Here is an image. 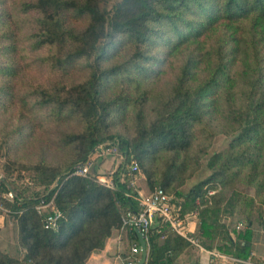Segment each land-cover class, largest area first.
<instances>
[{
  "label": "trees",
  "instance_id": "1",
  "mask_svg": "<svg viewBox=\"0 0 264 264\" xmlns=\"http://www.w3.org/2000/svg\"><path fill=\"white\" fill-rule=\"evenodd\" d=\"M109 3L0 0V51L14 52L20 42L29 43L30 49L47 48L49 54L43 60L62 74L79 63L87 67L84 81L54 85L51 93L47 92L54 95L59 113L75 114L86 123L85 136L69 138V142L79 140L83 148L78 164L103 143L117 144L124 159L114 172L115 189L98 184L95 175H72L78 164L64 174L52 172L42 177V184L50 187L43 195L15 192L0 175V194H14L13 203L2 201L13 211L9 217L16 223L19 244L25 249L19 259L0 249V264H87L90 254L101 249L111 231L120 227L123 213L137 209L134 194L125 182L118 181L123 164L132 159L138 162L147 178L145 193L158 187L170 193L167 188L176 180V159L189 151L199 126L232 137L226 152L209 158L213 170L209 177L184 195L182 214L204 206L199 212L200 229L208 239H212L219 219V210L211 209L214 197L208 191L215 184L225 187L231 182L228 178L246 165L253 170L264 167V0ZM159 33L168 34L164 45L180 62L171 96L149 122L140 119L132 139L100 135L128 106L123 97H110L108 85L127 81L137 89L139 81H147L151 68L142 51ZM126 45L134 48L131 59L107 65ZM160 153L172 155V160L159 183L154 178V163ZM54 182L57 185L51 188ZM53 196L62 217L56 230H46L34 206L39 199ZM168 232L176 234L168 228L151 234L146 264L162 263L158 262L156 239ZM242 236L245 244L239 249L245 254L238 258L247 259L251 228Z\"/></svg>",
  "mask_w": 264,
  "mask_h": 264
},
{
  "label": "rangeland",
  "instance_id": "2",
  "mask_svg": "<svg viewBox=\"0 0 264 264\" xmlns=\"http://www.w3.org/2000/svg\"><path fill=\"white\" fill-rule=\"evenodd\" d=\"M115 1L110 0L109 5ZM167 36L159 33L154 35L151 44L144 45L143 58H148L151 75L146 82H138L139 88L136 89L127 81L108 85L110 97H123L122 101L127 102L128 106L123 113L113 117L112 124L103 127L100 135H114L116 140L118 136L132 139L140 119L149 122L155 117L161 103L171 96L180 62L175 54H168L164 45ZM2 47L1 44L0 50ZM30 47L29 43L20 42L17 51H0V175L15 192L43 195L49 192L50 187L42 184V177L52 172L64 174L78 164L83 148L79 140L69 142V138L72 135L85 136L86 126L75 114L59 113L54 95L48 93H51L54 85L71 86L84 81L88 70L84 63H79L62 74L43 60L49 54L47 48ZM133 49L131 45L124 46L120 54L110 58L106 64L131 59ZM57 96L64 97L62 94ZM198 129L189 151L176 159V180L167 188L171 194L183 199L194 185L209 177L213 171L208 165L209 158L214 153L226 152L232 138L217 129L200 126ZM114 151L96 158L90 174L106 179L114 174L124 161L119 148ZM171 160L172 155L168 153L158 155L154 163V178L159 183ZM230 179L231 182L223 188L215 184V188L211 189L214 193L209 195L214 197L215 207L211 209L219 210L212 241L208 243L210 246H214L215 241L224 243L229 232H236L235 226L239 232L250 227L251 237L257 235L258 240L261 235L264 236V167L253 170L246 165ZM135 181L136 189L148 191L147 178L141 166ZM56 185L54 182L51 188ZM203 207L199 205L193 209L198 211L196 218L199 222V212ZM209 214L212 219L215 218L212 211ZM239 224L242 227L238 228ZM15 232L8 230L6 237L15 239ZM10 252L7 254L13 256L14 252Z\"/></svg>",
  "mask_w": 264,
  "mask_h": 264
},
{
  "label": "built area",
  "instance_id": "3",
  "mask_svg": "<svg viewBox=\"0 0 264 264\" xmlns=\"http://www.w3.org/2000/svg\"><path fill=\"white\" fill-rule=\"evenodd\" d=\"M118 149L117 144L103 143L99 144L89 154L87 160L74 167L71 172L72 175L88 176L90 175V168L95 162L96 158L104 157L111 153V151ZM140 172V166L135 159L130 160L128 163L123 164L119 180L125 182L131 193L134 194V199L137 203V209L126 210L121 217L120 227L123 229L136 230L139 229L143 235L144 240L147 241L152 233H161L163 228H168L176 234L184 237L187 241L199 246V240L193 235L188 228V220L190 217H197L198 211L192 210L182 214L184 199L179 196H174L167 193L163 188L158 187L145 193L135 188V177ZM112 173L109 178L96 175L95 180L98 184L107 187L108 189L116 188V181ZM212 190L208 191V195H212ZM2 199L9 203L14 202V194L12 191L2 193L0 196V215L9 216L13 214L11 208H8L3 203ZM199 204V200H196ZM34 209L41 215L43 228L46 230H56L59 225V220L62 213L55 207L54 196L50 199L41 198L35 204ZM242 227L239 224L238 228ZM165 236V235H162ZM141 254V247L135 244L131 248V254L126 264H136L138 256ZM235 262H240L236 260ZM247 264H264V259L261 261H247Z\"/></svg>",
  "mask_w": 264,
  "mask_h": 264
},
{
  "label": "crops",
  "instance_id": "4",
  "mask_svg": "<svg viewBox=\"0 0 264 264\" xmlns=\"http://www.w3.org/2000/svg\"><path fill=\"white\" fill-rule=\"evenodd\" d=\"M198 218L190 217L188 228L193 235L198 238L199 246L187 241L184 237L174 233H166L156 239L158 247V262H167V264H247V261H261L264 259V236L257 239V235L251 237L249 241L248 257L238 258V255L245 254L239 247L245 244L243 233L239 232L235 226V233L229 232V237L224 243L215 241L214 246L208 245L212 239L204 236L200 229ZM17 231V225L9 216L0 215V249L8 252H14L12 257L17 259L25 254V249L18 242V231L15 239H9L7 233ZM237 233V234H236ZM158 234V233H156ZM166 238H168L166 240ZM135 244L140 245L136 231L114 228L105 240L101 249L93 251L87 259V264H126L131 254V248ZM162 246L163 248L161 249ZM209 246V247H208ZM149 249L147 247L148 260ZM141 254L138 256V261ZM236 260L240 262H235ZM138 261L136 264H138ZM161 263V264H162Z\"/></svg>",
  "mask_w": 264,
  "mask_h": 264
},
{
  "label": "water",
  "instance_id": "5",
  "mask_svg": "<svg viewBox=\"0 0 264 264\" xmlns=\"http://www.w3.org/2000/svg\"><path fill=\"white\" fill-rule=\"evenodd\" d=\"M135 231L138 235V239H139V243H140V247H141V257L138 261V264H144L145 260L147 258V244H146V241L144 240L143 235L140 232V230L136 229Z\"/></svg>",
  "mask_w": 264,
  "mask_h": 264
}]
</instances>
